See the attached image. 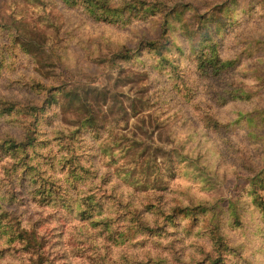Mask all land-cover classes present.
<instances>
[{
    "label": "rangeland",
    "instance_id": "1",
    "mask_svg": "<svg viewBox=\"0 0 264 264\" xmlns=\"http://www.w3.org/2000/svg\"><path fill=\"white\" fill-rule=\"evenodd\" d=\"M162 1L105 22L0 0V138L33 139L26 171L0 158V264H264V0ZM90 198L93 223L78 213ZM103 218L159 228L115 243ZM21 232L40 256L10 241Z\"/></svg>",
    "mask_w": 264,
    "mask_h": 264
},
{
    "label": "trees",
    "instance_id": "2",
    "mask_svg": "<svg viewBox=\"0 0 264 264\" xmlns=\"http://www.w3.org/2000/svg\"><path fill=\"white\" fill-rule=\"evenodd\" d=\"M62 3L67 5L70 8H80L83 11H86L91 17L100 20V21H105V22H113L117 21L118 19L122 18L125 16V21H129L133 18L139 17V18H147V16L154 15L156 12H160L161 9L165 7V3L161 0H61ZM173 8V7H172ZM177 10V9H174ZM173 9H171L172 12H174ZM207 64H205V67L208 68V66H216V64L220 65V69L223 67H228L232 63L229 60L225 61H219L218 57L215 55L209 56L207 59ZM51 100V97L48 93V90L46 92L45 97L41 101L40 104H35L34 110L35 114H39V111H43L48 107V104ZM24 106V105H21ZM25 113V107H21L17 109V113ZM37 120L32 119V123H35ZM35 131H32V133ZM32 138H28L27 141L25 142H20L18 143L16 139L10 135L6 134L4 137L0 138V158L2 157L3 154L6 156L10 155L12 158H15L14 160V167L12 169L6 170V174H10L11 170L16 168V164L20 163L21 166H23V171L29 167V152H28V146L32 145ZM18 153H22L21 156H18ZM39 174V170L35 175ZM264 169H260L258 173L253 177L252 184L255 187L256 191V186L259 184V182H262L264 178ZM255 178V179H254ZM38 194L37 196L41 197V200L46 199L47 196H50L51 193H46L43 190L37 191ZM12 196V195H11ZM87 202H82L81 206L78 209L79 216H81L83 219L90 220V223H93L94 220L91 219L92 216L93 218L95 217L93 215L94 211V206L95 204H92V198L88 199ZM91 200V201H90ZM94 205V206H93ZM200 209L198 208H193V207H186V208H178V207H173L169 211L165 212L163 209L157 207L155 209V214L157 215H162V214H168L171 219H174L175 217L182 215L183 218H186L188 221L195 222L197 220V214L199 213ZM103 223L102 228L107 230V238L109 237H114V242L115 243H123L127 239H129L130 231H134L137 227L141 228H146L149 232H152L154 230H158L159 225L157 224L155 227H149L144 223H138V225H134L131 227H128L126 231H118L117 228L116 230L112 229L110 227V222L108 221L107 218L100 219L97 224L101 225V221ZM143 222V221H142ZM144 224V225H143ZM172 227H176V225H171ZM165 227H168V225L162 227L163 229ZM170 227V226H169ZM212 235L214 236L213 232ZM16 239H19V244H20V249L24 251H31L32 253H37L39 256L42 254L40 253V245L39 243L36 242L34 239V236L32 232H29L27 234L21 232L18 234V236L10 237V241H15ZM222 235H218V240L221 242L217 247V251L220 252L221 250V245H223V240H222ZM1 254V251H0ZM211 264H216V261H213Z\"/></svg>",
    "mask_w": 264,
    "mask_h": 264
}]
</instances>
